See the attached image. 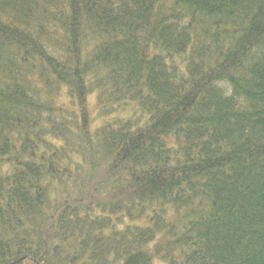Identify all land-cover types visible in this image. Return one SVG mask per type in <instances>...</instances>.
Wrapping results in <instances>:
<instances>
[{
    "label": "trees",
    "instance_id": "obj_1",
    "mask_svg": "<svg viewBox=\"0 0 264 264\" xmlns=\"http://www.w3.org/2000/svg\"><path fill=\"white\" fill-rule=\"evenodd\" d=\"M0 264H264V0H0Z\"/></svg>",
    "mask_w": 264,
    "mask_h": 264
}]
</instances>
